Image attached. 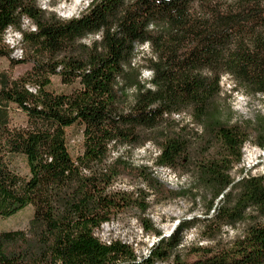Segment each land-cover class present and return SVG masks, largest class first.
I'll list each match as a JSON object with an SVG mask.
<instances>
[{
    "label": "trees",
    "instance_id": "trees-1",
    "mask_svg": "<svg viewBox=\"0 0 264 264\" xmlns=\"http://www.w3.org/2000/svg\"><path fill=\"white\" fill-rule=\"evenodd\" d=\"M90 3L64 19L39 0H0V57L33 64L0 81V218L33 208L28 229L0 232V264H264V175L232 176L246 143L264 149V117L233 122L221 86L230 76V92L264 101V0ZM9 30L22 38L21 59L5 44ZM53 76L76 88L50 91ZM12 105L27 115L25 128L11 127ZM78 125L84 145L75 159L66 130ZM147 145L159 152L152 167L132 163ZM18 156L28 177L15 168ZM155 167L189 186L170 189ZM125 177L145 187L117 189ZM186 198L203 201L205 217L164 236L147 213ZM128 211L159 239L141 257L96 234ZM194 229L210 245L186 249Z\"/></svg>",
    "mask_w": 264,
    "mask_h": 264
},
{
    "label": "rangeland",
    "instance_id": "rangeland-1",
    "mask_svg": "<svg viewBox=\"0 0 264 264\" xmlns=\"http://www.w3.org/2000/svg\"><path fill=\"white\" fill-rule=\"evenodd\" d=\"M72 1L73 0H39V5L43 9H47L50 12H54L58 17L64 19H71L78 16L81 12L85 11L89 6L84 4L74 13L72 12ZM32 23L25 24L24 28L26 30H32ZM5 44L9 49H13L12 59L17 60L25 56L21 50L20 42L22 40L21 36L17 31L9 30L5 33ZM98 38V37H96ZM91 39L85 40L86 43H91ZM143 50V48L141 49ZM147 51V48L144 49ZM138 53L136 61L142 57ZM33 69L32 63L24 64H12V61L7 57H0V81L3 76H7L11 80H16L21 77L26 76ZM149 73L144 72V79H149ZM52 84L48 89L54 93H71L76 86H67L62 83L59 77L53 76L51 78ZM1 84V82H0ZM222 91L224 95L223 106H225V111L232 110V121L237 120L245 121L246 119L252 120L254 123L260 122V118L264 117V101L262 97L252 98L246 94L240 92H230L232 88L231 77L226 76L223 78ZM32 90H34L31 87ZM11 127H23L25 128L28 123L27 115L15 106H11ZM184 118L189 122V116L184 115ZM178 119V118H177ZM66 138L68 141L69 153L73 158H78L79 154L83 152L84 136L83 128L81 126H75L68 128L66 130ZM244 158L241 164L236 165L235 169L232 171V176L235 180L241 177L251 174L255 176L264 175V149L259 148L252 142L246 143L244 149ZM159 154L157 149H154L151 145L141 147L130 154V160L135 165H147L152 167L153 160ZM117 155V154H116ZM17 172L24 177L29 176L28 167L26 159L22 156H18L14 162ZM156 176L160 181L165 184L170 189L181 190L188 187V181L185 178L179 176L172 170H168L162 167L154 168ZM116 188L119 190H132L134 188L145 187L144 184L137 181H132L128 178H122L115 184ZM153 200V199H152ZM153 204V203H152ZM148 217L153 221L156 227L164 232V236H169L172 234L173 227L178 225L180 221L189 220L193 218L205 217V205L203 201H198L196 204L190 199H178L173 200L168 203L163 204H153L152 208L147 213ZM33 215V208L28 207L19 214L10 218H0V232H5L8 230H26L29 227L31 217ZM97 236L102 242H110L112 240H120L123 243H128L134 247L137 254L141 257L148 253V249L157 243L158 237L146 234L142 230L138 219L137 213L135 211H128L125 214H121L110 223L104 224L100 229L97 230ZM236 233L230 232L229 238H233ZM185 247L197 246H207L210 245L206 240H202L200 237V230L194 229L187 233L185 238ZM195 256L191 255L188 257L190 260H194Z\"/></svg>",
    "mask_w": 264,
    "mask_h": 264
},
{
    "label": "bare ground",
    "instance_id": "bare-ground-1",
    "mask_svg": "<svg viewBox=\"0 0 264 264\" xmlns=\"http://www.w3.org/2000/svg\"><path fill=\"white\" fill-rule=\"evenodd\" d=\"M92 0H73L72 1V12L77 11L84 4L89 5Z\"/></svg>",
    "mask_w": 264,
    "mask_h": 264
},
{
    "label": "built area",
    "instance_id": "built-area-1",
    "mask_svg": "<svg viewBox=\"0 0 264 264\" xmlns=\"http://www.w3.org/2000/svg\"><path fill=\"white\" fill-rule=\"evenodd\" d=\"M26 23H27V24H30L31 21L26 19V20H25V24H26ZM35 29H36V28H35V26L33 25L32 30H35Z\"/></svg>",
    "mask_w": 264,
    "mask_h": 264
},
{
    "label": "water",
    "instance_id": "water-1",
    "mask_svg": "<svg viewBox=\"0 0 264 264\" xmlns=\"http://www.w3.org/2000/svg\"><path fill=\"white\" fill-rule=\"evenodd\" d=\"M93 1V0H92ZM179 224V223H178ZM177 227V225L176 226H174L172 229H173V231H172V233L174 232V230H175V228ZM172 235V234H171ZM170 236V235H169ZM167 237V236H166ZM159 240V239H158Z\"/></svg>",
    "mask_w": 264,
    "mask_h": 264
}]
</instances>
